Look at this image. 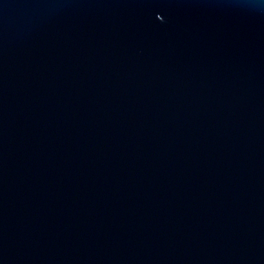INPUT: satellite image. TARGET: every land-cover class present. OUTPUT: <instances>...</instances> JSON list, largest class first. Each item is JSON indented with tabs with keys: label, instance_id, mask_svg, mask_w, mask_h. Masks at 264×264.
I'll list each match as a JSON object with an SVG mask.
<instances>
[{
	"label": "water",
	"instance_id": "obj_1",
	"mask_svg": "<svg viewBox=\"0 0 264 264\" xmlns=\"http://www.w3.org/2000/svg\"><path fill=\"white\" fill-rule=\"evenodd\" d=\"M0 264H264V0H0Z\"/></svg>",
	"mask_w": 264,
	"mask_h": 264
}]
</instances>
